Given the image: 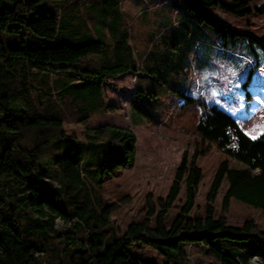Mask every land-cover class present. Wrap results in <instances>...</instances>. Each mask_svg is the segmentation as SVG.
<instances>
[{
	"label": "trees",
	"instance_id": "trees-1",
	"mask_svg": "<svg viewBox=\"0 0 264 264\" xmlns=\"http://www.w3.org/2000/svg\"><path fill=\"white\" fill-rule=\"evenodd\" d=\"M43 1L0 0V32L16 35L27 28L52 44L36 46L33 40L31 45L24 41L12 45L0 37V264H156L134 254L133 247L140 245L179 264H191L185 243L203 245L222 264H249L254 255L264 264V227L252 218L240 224L228 220L232 198L260 209L264 216V131L249 136L235 115L216 104L199 108L195 132L201 151L195 150L191 158L184 151L166 195L148 193L140 219L116 234L110 217L117 203L104 202L98 187L115 171L134 166L136 135L102 124L86 127L81 141L64 131L63 109L74 122L86 125L91 116L112 107L105 105L102 95L106 78L131 67L117 53L116 59L107 58L106 70L77 68L75 64L88 56L106 54L110 42L94 34L79 37V9L68 15L61 10L38 15ZM105 1L108 7L103 12L117 17L107 18L104 26L110 32L115 26L120 35L114 42L121 46L126 33L120 28L117 8L122 0ZM184 2L199 24L213 28L222 44L241 36L264 51L263 39L229 25L212 11L219 6L245 16L252 13L246 2L234 6L219 0ZM255 11L263 13L264 4ZM89 37L91 41H85ZM54 73L59 76L52 78ZM252 73L253 69L242 83L248 100L246 86ZM43 95L53 101L51 106L42 102ZM186 99L195 102L192 96ZM211 147L224 159L206 194L204 212L191 215L203 175L197 156ZM229 158L241 166L232 167ZM49 169L55 170L58 189L45 186ZM224 180L227 189L218 208ZM183 187L185 201L168 220ZM72 218L74 222L63 230L55 228L57 219L68 223Z\"/></svg>",
	"mask_w": 264,
	"mask_h": 264
},
{
	"label": "rangeland",
	"instance_id": "rangeland-1",
	"mask_svg": "<svg viewBox=\"0 0 264 264\" xmlns=\"http://www.w3.org/2000/svg\"><path fill=\"white\" fill-rule=\"evenodd\" d=\"M127 1L122 0L117 8L119 21L125 19L120 28L126 31L124 38L127 44L122 42L121 46L114 42V38L120 35L115 26L112 32L104 26L107 18L115 20L117 17V14L103 12L108 7L105 0H45L37 7L38 15L46 10L51 13L61 10L68 15L79 9V37L94 34L99 40L110 42L106 54L88 56L86 60L75 64L77 68L106 70L107 58H114L117 53L122 63L131 67L128 73L106 78L102 84V95L105 105L112 107L91 116L86 125L74 122L67 109H63L64 131L81 141L85 140L86 127L95 128L102 124L129 129L136 135L138 151L134 166L115 171L98 187L104 202L117 203L110 219L118 235L125 231L131 221L143 215L148 193L154 197L166 195L182 153L186 151L191 158L195 150L201 151L203 148L195 132L200 107L216 104L235 115L243 130L251 137L264 131V51L258 44H251L246 37L241 36L228 38L222 44L221 37L209 24L196 21L184 0H136L139 4L135 10L137 15L134 11L130 14L125 12ZM219 1L230 6L246 2L245 8L252 13L245 16L235 15L219 6L212 11L229 25L248 30L264 40V12L255 11L264 4V0ZM0 37L12 45L22 44L21 41L31 45L33 40L36 46L52 45L27 28L16 35L0 32ZM85 41H91V38ZM195 44H199L197 48H194ZM190 52L194 54L192 58ZM251 69L253 73L246 86L250 96L248 100L242 83ZM58 76L54 73L52 78ZM212 82L218 84L211 85ZM51 86L54 91V83ZM188 95L195 98L194 103L188 102ZM50 98L55 100L56 95ZM42 102L49 106L53 104L45 95L42 96ZM223 159L224 155L214 147L197 156V164L202 168L203 175L191 215L204 212L206 194ZM229 161L232 167L241 166L234 158H229ZM48 174V179L44 181L46 188L58 189L55 170L49 169ZM184 189L174 202L168 220L183 205ZM226 189L227 181L224 180L217 196L218 208ZM1 210L4 211L3 208ZM247 218L254 219L264 227V216L260 209L232 198L228 220L240 224ZM74 220L72 218L64 223L57 219L55 228L63 230L66 224ZM183 247L188 252L191 264H222L201 244L185 243ZM133 251L135 255L153 260L156 264H179L147 245L135 246ZM253 258L258 261H252ZM250 261L251 264H262L256 255Z\"/></svg>",
	"mask_w": 264,
	"mask_h": 264
},
{
	"label": "crops",
	"instance_id": "crops-1",
	"mask_svg": "<svg viewBox=\"0 0 264 264\" xmlns=\"http://www.w3.org/2000/svg\"><path fill=\"white\" fill-rule=\"evenodd\" d=\"M163 2H165V0H163ZM138 6H139V4L137 3V1L136 0H129V1H127V4H126V7H127V9H126V13L127 14H130V12H133L134 11V14L135 15H137V11H135V10H137L138 9ZM166 15H168L167 14V12H166ZM121 21V24H124V21H125V19H122V20H120ZM170 21V20H169ZM174 21V19L173 20H171V22H173ZM174 24V23H173ZM125 33H126V31H125ZM125 43L127 44V41H125ZM193 46V45H192ZM184 64L185 63H183V67H184ZM128 72H130V70H127V71H125L124 73H128ZM111 77H115V76H111ZM108 78V77H107Z\"/></svg>",
	"mask_w": 264,
	"mask_h": 264
},
{
	"label": "built area",
	"instance_id": "built-area-1",
	"mask_svg": "<svg viewBox=\"0 0 264 264\" xmlns=\"http://www.w3.org/2000/svg\"><path fill=\"white\" fill-rule=\"evenodd\" d=\"M199 44H195L194 48H197ZM193 52L191 53L190 57L192 58L193 57ZM192 66V62L190 64ZM214 83H217V82H212L211 85H213ZM218 84V83H217Z\"/></svg>",
	"mask_w": 264,
	"mask_h": 264
},
{
	"label": "bare ground",
	"instance_id": "bare-ground-1",
	"mask_svg": "<svg viewBox=\"0 0 264 264\" xmlns=\"http://www.w3.org/2000/svg\"><path fill=\"white\" fill-rule=\"evenodd\" d=\"M252 261L256 262V261H258V259H256V258H253V259H252Z\"/></svg>",
	"mask_w": 264,
	"mask_h": 264
},
{
	"label": "water",
	"instance_id": "water-1",
	"mask_svg": "<svg viewBox=\"0 0 264 264\" xmlns=\"http://www.w3.org/2000/svg\"><path fill=\"white\" fill-rule=\"evenodd\" d=\"M250 264H251V261L249 260Z\"/></svg>",
	"mask_w": 264,
	"mask_h": 264
},
{
	"label": "snow or ice",
	"instance_id": "snow-or-ice-1",
	"mask_svg": "<svg viewBox=\"0 0 264 264\" xmlns=\"http://www.w3.org/2000/svg\"><path fill=\"white\" fill-rule=\"evenodd\" d=\"M235 75V73H233Z\"/></svg>",
	"mask_w": 264,
	"mask_h": 264
}]
</instances>
